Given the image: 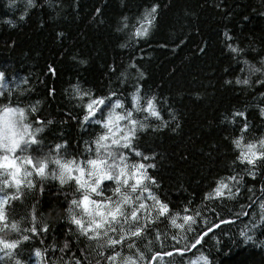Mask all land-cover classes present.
Segmentation results:
<instances>
[{
    "label": "trees",
    "instance_id": "16d2710c",
    "mask_svg": "<svg viewBox=\"0 0 264 264\" xmlns=\"http://www.w3.org/2000/svg\"><path fill=\"white\" fill-rule=\"evenodd\" d=\"M153 3L159 7L148 35L135 36L144 9ZM24 4L20 0V10ZM20 10H11L7 0H0V71L8 73L0 94L10 90L14 103L19 100L21 107L34 106L33 115L51 120L39 135L48 146L66 141V159L83 160L88 156L85 141L103 131L96 124L81 127L78 119L71 118L83 114L73 86L96 96L114 92L112 99H120L125 108L131 107L137 86L140 105L155 97L159 119L143 111L134 113L148 125L137 133L135 143L152 157L148 162L156 165L149 170L159 181L153 191L169 204L171 212L182 216L187 208V214L200 215L192 232L173 227L164 217L150 224L152 230L137 241L138 250L150 264H183L176 255H161L155 261L150 258L155 252L171 250L176 244L174 233L179 246H184L205 222L214 220L212 209L227 218L239 212L241 204L252 205L245 208L248 216L215 229L218 243L206 237L203 247L188 252L184 259H195L202 252L210 256L211 264H264V246H257L264 239V230L249 231L255 243L239 236L245 225L251 229L252 222L260 218L264 163L256 168L255 179L246 174L245 165L233 163L239 150L232 140L240 135L244 118L230 122L234 111H244L249 126L245 143L264 136V117L259 114L264 107V86L255 82L264 80V75L249 72V65L260 67L264 58V0H36V7L23 21L19 20ZM225 31L232 40L225 39ZM229 43L244 52L236 56L227 47ZM237 77H248L249 85L236 84ZM229 175L240 180L237 196L223 201L204 199L218 179ZM228 183L235 191V182ZM79 198L74 181L66 179L61 185L51 175L42 183L34 178L33 188L22 185L20 199L9 198L10 222L19 221L21 229L29 227L34 207L37 223L49 225L46 233L22 242L16 250L26 264H37L36 248L45 250L41 264H74L77 257L96 264L100 257L95 240L79 236L68 219L69 201ZM81 213L82 208L73 206V214ZM0 235L4 233L0 231ZM17 236L9 231L4 238ZM66 240L70 251H59ZM137 248L125 247L122 252L135 256Z\"/></svg>",
    "mask_w": 264,
    "mask_h": 264
},
{
    "label": "snow or ice",
    "instance_id": "6c2138e0",
    "mask_svg": "<svg viewBox=\"0 0 264 264\" xmlns=\"http://www.w3.org/2000/svg\"><path fill=\"white\" fill-rule=\"evenodd\" d=\"M19 4L20 0H7V7L11 10H20ZM34 7H36V0H25L24 8L20 10L19 20L23 21L29 14V10ZM158 7V4L153 3L144 9L139 20L140 26L136 27L133 33L135 36L148 35L149 28L156 19ZM97 11L99 12V9ZM124 20L126 21L127 17ZM5 22L15 27L13 21ZM124 27H127V24ZM224 37L226 40L233 38L227 31L224 32ZM227 47L236 56L244 52V49L233 46L231 43ZM243 63L249 64V61L244 60ZM260 65V67L249 65V72L264 75V58L261 59ZM7 79V71H0V88L4 87L3 82ZM255 82L264 86V80L257 78ZM226 83L230 82L226 81ZM235 83L249 85L250 81L248 77L243 79L237 77ZM73 90L81 100L83 114L79 118H71L78 119L81 127L85 124H96L103 129L94 139L85 141V151L88 156L79 162L74 157L65 158L66 141L54 143L51 146L45 144L43 137L39 134L44 131L45 124L52 123L51 120L41 118L38 114L33 115L37 111L34 106L29 109L28 106H19V100L14 103L10 90L7 95L0 94V170H3L0 171V176L6 177L0 179V193H2L0 195V231L4 233L0 235V264H4L5 261L7 264H26L16 250L22 242H27L49 230L48 224L37 223L34 207L29 213L30 226L24 229H21L19 221L8 220L6 210L10 197L14 201L20 199L22 185L26 183L28 188H33L34 178L39 177L42 183L49 175L57 179L61 185L66 179L74 181L77 190L80 191L78 200L69 201L68 219L71 225H75L79 236L89 241L95 240V251L100 257L96 264H139L140 261L150 264L149 258L137 248V241L152 230L150 224L157 218L164 217L173 227L192 232L195 231L193 225L199 223L197 217L200 215V213L187 214L189 211L187 208L184 209L185 214L182 216L171 212L169 204L161 200L153 191L158 187L159 181L149 170L154 169L156 165L148 162L152 157L140 151L135 143L137 133L144 131L148 125L138 120L134 113L143 111L159 119L160 113L154 103L155 97L148 98L143 105H140L141 98L138 95L140 89L137 86L131 95V107L125 108L120 99H112L116 95L114 92L109 93L108 96H96L90 91L80 90L77 86H73ZM259 114L264 117V107L259 109ZM231 116L230 122H234L237 117L244 118L242 127L239 129L240 135L232 140V144L239 150L233 163L245 165L246 174L255 179L256 168L264 163V136L245 143V134L249 127L245 112L237 110ZM172 118L175 119L174 116ZM225 119L228 118L225 117ZM179 126L177 123L176 127ZM26 177H33V179H25ZM228 181L235 182V191ZM239 185L240 180L236 176L222 177L215 182V187L205 195L204 199L217 198L221 201L225 197L233 199L241 191ZM5 189H15V191H5ZM247 191L251 193L253 189L248 188ZM108 192L111 194H106ZM95 197H101V199ZM248 199L251 200L252 197ZM259 199V220L252 222L251 229L245 225L244 230L239 232L244 242L255 243V237L250 235L249 231L255 233L257 229L264 230V187L261 188ZM73 206L82 208V213L73 214ZM246 207L251 208L252 205L241 204L240 211L227 218L219 215L215 208L212 209L215 214L214 220L210 223L205 222L204 227L190 240L183 237L188 240L184 246H179L178 234L174 233L172 239L176 241V244L171 250L163 253L155 252L150 260L155 261L161 255L169 257L176 255L181 257L183 264H199V262L211 264L210 256L202 252L195 259L184 258L188 252L198 249V246L203 247L207 242L206 237L215 239L218 243L214 230L224 224H234L241 217L248 216ZM252 215L255 216V213L253 212ZM178 219L180 223L177 222ZM9 231L16 232L17 238L5 239ZM224 234L227 235V233ZM156 238L159 239V234ZM257 246H264V239H260ZM50 247L55 252V245ZM125 247L129 250L137 248L135 256L124 255L122 249ZM65 249L70 251L67 240L59 251L64 252ZM44 251L40 248L34 250L37 264H41ZM85 254L81 253V255ZM74 264H86V262L77 257Z\"/></svg>",
    "mask_w": 264,
    "mask_h": 264
}]
</instances>
